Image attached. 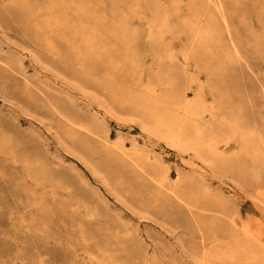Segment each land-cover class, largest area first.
I'll list each match as a JSON object with an SVG mask.
<instances>
[{"label":"rangeland","instance_id":"obj_1","mask_svg":"<svg viewBox=\"0 0 264 264\" xmlns=\"http://www.w3.org/2000/svg\"><path fill=\"white\" fill-rule=\"evenodd\" d=\"M46 3L38 30L52 51L24 45L0 21V81L40 102L46 95L74 101L85 122L73 141L94 160L85 165L83 153L58 137L68 128H42L0 89V120L9 127L0 126V264H264V0H93L84 9L74 0ZM67 48L96 65L101 73L92 78L113 85L114 101L127 104L108 105L93 90L77 94L71 79L45 76L56 71L35 64L44 57L61 62ZM215 65L225 72L212 76L205 66ZM82 94L105 104L91 106ZM146 103L167 113L163 124L173 137L142 126L138 112ZM172 140L206 154L188 152L182 161ZM106 155L124 164L136 189L93 171ZM217 157L236 159L241 174L219 171ZM170 168L181 176L167 178ZM192 176L214 177L198 192L226 206L199 221L219 228L205 239L172 233L161 217L145 213L160 204L153 203L159 191L170 195L173 184ZM140 191L150 207L129 205ZM184 240L197 246L196 255L181 250Z\"/></svg>","mask_w":264,"mask_h":264},{"label":"bare ground","instance_id":"obj_2","mask_svg":"<svg viewBox=\"0 0 264 264\" xmlns=\"http://www.w3.org/2000/svg\"><path fill=\"white\" fill-rule=\"evenodd\" d=\"M2 0H0L1 2ZM11 3L10 6L5 7L4 9L0 8V21L3 26L4 31H14L17 30L21 34V38L23 41V44L28 47H36L41 49H49L48 47V37L46 34H43L39 32V26L42 24L43 20L42 17L44 14H46V11H48L49 7L46 3V0H7ZM38 1H42L43 5H38ZM93 0H74L80 7L79 8H86L87 5H89ZM2 4V3H1ZM62 21V20H60ZM63 25L65 24V21H62ZM257 43L260 41V39H257ZM263 41V40H262ZM261 41V42H262ZM53 50V49H49ZM205 51V50H204ZM204 54H207L205 52ZM196 59H199L198 56H196ZM47 63L52 69H54L56 72L54 73H48L52 71L46 70L42 66L41 69L44 71L45 76L51 75L52 78H56L60 82H63V78H69L73 81L74 84H72L71 87L74 91L77 92V94L83 93V91L86 90H93L95 94L101 95L104 98V101L109 105L112 104L117 105L121 104L117 101H114V94L115 89L113 85L107 82H100L96 79L92 78L91 75H99L101 72L96 68V65L88 64L81 60L80 55L78 51L74 48H67L65 49V52L62 54L61 62H57L54 60H51L49 58H42L35 62L36 65H41V62ZM219 64V63H218ZM10 67V66H9ZM206 70L209 71V73L214 76V74H221L225 71L222 70L220 65H215L214 67L216 70L212 69V67L205 66ZM11 68V67H10ZM9 68V69H10ZM13 71H16L17 73L23 75L20 69L18 68H11ZM8 71V70H7ZM215 72V73H214ZM5 76V73L2 71V67L0 66V80ZM176 80V78H174ZM64 83V82H63ZM215 89L220 88L218 84H214ZM70 87V86H69ZM5 90L6 94L9 99H11L13 102L22 103L24 105V108H20L16 112L23 113L24 115L32 116L33 118L40 121V124L42 125V128L47 129L49 132L51 129H58V131H62L63 128H68V132H59L60 134L58 137H60L65 143H70L72 145V148L77 150L78 152H82L80 146L83 145V142L81 140H75L74 136H79L82 134L81 130H78L77 128L79 126H82L81 124L85 122V120L82 118L81 115H79L75 110L76 103L74 101L69 102L66 99L58 98L56 96H50L46 95L45 102H40L31 95H26L27 90H19L16 85L13 83L7 84L2 83L0 81V89ZM1 91V90H0ZM70 93V91H68ZM1 94V92H0ZM85 98H87L88 103L93 106H103L105 103L99 102L96 97H91V95L88 94H82ZM114 97V98H113ZM115 100H118L115 98ZM119 101V100H118ZM126 103V102H125ZM125 103L121 104L122 107H124ZM127 104V103H126ZM147 110L146 111H139L138 115L140 114L142 126H146L148 130L152 127L158 128L162 127L164 128V133L166 136L173 137L175 131H173V127L165 126L163 122L167 121V113H162L161 115L156 112V110H153L149 103H146ZM129 112H131L133 115L137 112V109L129 108ZM44 121H47L48 123H45ZM149 125V127L146 125ZM47 124L48 128H47ZM0 126L3 128H9L8 124L4 120H0ZM144 129V128H143ZM154 130V129H153ZM74 137V138H73ZM55 140V139H54ZM175 140H172V143H169V145L176 150L177 154L176 156L183 161V156L188 152H194L193 156L196 157H202L206 154V151L202 149L201 146L196 147H188L185 149L184 145H180L174 142ZM61 146H63L62 142H58ZM216 147V146H215ZM80 148V149H79ZM80 150V151H79ZM85 153H83V157L81 161L85 165L91 164V160H94V155L91 152H87L83 150ZM80 153V155L82 154ZM212 156V155H210ZM119 160L115 157L111 156H103L100 161L96 162L95 165H93V171H104L109 172L112 175L113 181H115L116 186H118L120 189L126 190V189H136L132 185V182L130 179L126 177L123 172L126 170V167L122 162L116 161ZM217 168L219 171H232L236 175L241 174L240 166H238V161L236 159L227 161H222L217 157ZM189 166H192L191 163H186ZM176 168H178V165H176ZM178 176H181V171L179 169H172L171 168L166 172V177L173 176L174 172ZM114 175V176H113ZM214 177H210L209 179L205 178H197L195 176L189 177L185 180L183 178H180L175 184H173L169 190L170 195L166 194L162 191L158 192V195L156 198H154L153 203L155 204L156 201L160 203L158 206H155L153 210L146 209L145 213L148 214L151 218V216L157 217L156 219H159L160 217L163 219V221L166 224L170 225V229H172V233L175 232L177 229H183L184 233H187L190 235L191 239H195L196 237H201L202 239H205L208 237L209 231H216L219 228L212 227L208 230L206 228L204 229L200 224L199 221L203 218H206L210 216L209 211L216 212L217 210L213 209L217 207L219 210H226V206L223 205L220 202H213L209 200V192H198L199 189L205 187L207 182L211 185V182H213ZM139 187V186H138ZM139 188L146 189L145 185H140ZM139 191V189H137ZM144 191L136 192L135 195H133L130 199H128V203L131 206H136L139 209L150 207L149 198L143 194ZM207 213V214H206ZM157 221V220H155ZM193 225L196 227V229L193 231L191 230L193 228ZM206 230V231H205ZM187 247L188 253L190 256L197 254V246L194 243H191L190 240H184L181 242V250L183 251L184 247Z\"/></svg>","mask_w":264,"mask_h":264}]
</instances>
